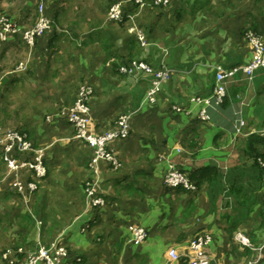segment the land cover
Instances as JSON below:
<instances>
[{
    "label": "crops",
    "instance_id": "crops-1",
    "mask_svg": "<svg viewBox=\"0 0 264 264\" xmlns=\"http://www.w3.org/2000/svg\"><path fill=\"white\" fill-rule=\"evenodd\" d=\"M31 1L23 14L11 13L2 3L0 12L26 30L38 20L31 9H38L39 0ZM123 2L127 13L133 12L131 3ZM54 3L46 0L45 12L56 19L55 28L40 36L34 48L21 32L7 41L0 37V67L7 70L0 82V111L10 90L12 99L17 91V98L40 104L33 116L18 109L24 116L15 126L42 150L46 169L42 178L32 169L0 170V211L5 210L1 203L8 202L14 212L9 232L1 229L6 225L0 219V236L18 246L14 251L63 245L70 252L65 264H185L187 258L173 262L168 252L191 255L190 242L201 233L208 239L211 264H264L262 174L258 161L245 152L250 136L264 138V68L252 78L243 71L228 76L224 104L213 98L216 68L229 73L251 61L250 30L264 40V0H174L166 8L148 4L130 14L125 25L91 14L75 18L69 37L60 34L64 12ZM92 21L99 26L92 28ZM136 29L146 32L148 48L140 46ZM135 58L156 69L176 70L154 104H143L151 76L135 81L120 74ZM21 60L29 70H12ZM6 80L13 82L9 90L2 84ZM85 84L93 88L94 134L111 130L121 116L133 113L130 136L109 146L120 169L100 162L95 173L91 150L75 139L73 126L60 115ZM203 110L209 120L202 118ZM257 149L264 157V145ZM0 158L5 164L1 151ZM34 158L25 154L19 160ZM170 164L201 178L196 194L165 185ZM93 177L104 200L101 207L86 197ZM31 183L37 191L30 192ZM134 228L146 230L144 242L132 240ZM27 255L19 254L15 264H27Z\"/></svg>",
    "mask_w": 264,
    "mask_h": 264
},
{
    "label": "built area",
    "instance_id": "built-area-1",
    "mask_svg": "<svg viewBox=\"0 0 264 264\" xmlns=\"http://www.w3.org/2000/svg\"><path fill=\"white\" fill-rule=\"evenodd\" d=\"M174 0H151V4L156 7L166 8ZM129 3H135L140 8L146 7L150 2L148 0H128ZM45 0H39L38 3V20L36 26L24 32V42L31 46H35L36 39L44 35L52 28V20L47 17L45 12ZM125 18L124 3H116L112 5L107 14V21L109 23L119 24ZM0 37L2 40H8L9 36L16 33L18 29L15 24H12L5 16H0ZM136 39L142 48H148L150 43L147 40L146 32L143 29H136ZM247 39L253 48V57L251 61L244 67H235L229 73L216 68L215 85L213 98L217 105H223L227 98V89L225 86V79L228 76L236 74L240 71L245 72L249 78H252L254 73L261 68H264V40L262 37L254 32H248ZM29 63L21 62L18 64L15 72L24 73L28 70ZM121 74L133 78L135 81L143 79L147 76L152 77V82L149 90L147 91L145 102L150 104L156 103L157 95L164 84L172 80L176 74V70L168 66H163L160 69H154L150 64L133 60L126 66L121 68ZM5 74L0 70V81ZM93 95V88L89 84L82 85L77 93L76 100L73 106L60 113L62 118H66L75 130V139L84 142L91 150L92 159L91 166L97 173V167L100 162L109 164L113 169L117 170L120 167V161L114 157L110 151V144L114 141L125 139L130 136L132 131V117L133 113H127L121 116L114 128L111 130L96 135L91 129V108L90 99ZM193 102L208 104L209 99H194ZM202 118L209 120V116L203 110L201 112ZM52 118H48L51 121ZM240 132V128H237ZM0 151L2 158L7 165L10 172H17L19 170L32 169L35 171L39 178L46 175L44 166V154L42 150L36 149L25 133H20L15 130H3L0 127ZM25 154H34L33 161L21 162L19 158ZM259 165L264 169V158L258 160ZM164 183L168 188L183 187L188 190L196 191V187L191 183L186 173L181 172L173 164H170L165 175ZM97 184H93L87 189L88 200L96 207L104 205V200L98 195L96 190ZM30 192L38 190L36 183L29 185ZM148 237L146 230L143 228H134L132 230V240L136 243L144 242ZM208 239L205 236H196L190 242L191 255L179 254L175 249H171L168 254L173 262H179L183 258H187V264H211V255L206 250ZM25 254L22 249L7 251L3 258L7 264L18 263V255ZM69 253L66 248L58 244H53L51 247L46 248L39 246L34 252L27 255V264H65L69 260ZM257 260L248 264H257Z\"/></svg>",
    "mask_w": 264,
    "mask_h": 264
},
{
    "label": "rangeland",
    "instance_id": "rangeland-1",
    "mask_svg": "<svg viewBox=\"0 0 264 264\" xmlns=\"http://www.w3.org/2000/svg\"><path fill=\"white\" fill-rule=\"evenodd\" d=\"M26 1L27 0H0V3L5 4L6 7L8 6V10H10L11 13L23 14L24 11H25L24 10V6H27L26 5ZM123 1L124 0H55V3H54L55 4V8L58 7L57 8L58 10H63V12H64V16H63L62 20L59 19L58 28L64 30V32L65 31L69 32V34H67V32L66 33L62 32L60 34L64 35V36H68V37H69V35H71L70 31H72L71 30L72 25H75V18L76 19L77 18L78 19H80V18L86 19L87 15H91V14L93 16H96L97 18H101L102 16H106L108 14V11H109V9H110V7L112 5H114L116 3L123 2ZM34 2H36V1L32 0L30 3H34ZM148 2H149V0H148ZM31 11H32V15L33 16L38 15L37 6L33 5ZM15 12H17V13H15ZM0 16H3V17L5 16L6 18H8V20L12 24H15L16 28L18 29V31L16 33H20L21 32L22 36H23L24 32L33 29L36 26V24H37V22H36L33 27L29 26L31 28H28L26 30H23V29L21 30L18 22L13 21L10 17L5 15L3 12H0ZM98 24L99 23L97 21H92L90 23V25H92L91 26L92 28L96 27ZM76 26L79 27V24L76 25ZM54 28H55L54 24L52 23V28L51 29L53 30ZM28 47H29V45H28ZM133 60H138V58H135ZM21 62H24V61L21 60ZM21 62L18 61L13 66L12 70L16 69L18 64L21 63ZM150 66L152 68H154V69L156 68V67L152 66L151 64H150ZM157 69H160V68H157ZM0 70H1V72L3 74L7 71V70L4 71L1 67H0ZM2 84H4V82ZM80 87L78 88L77 93L79 92ZM5 92L6 91L1 92V93L3 94ZM12 93H14V90H13V92H12V90H10L9 93H7V96H4V99H2V105H1L2 111H0V127L3 130H15V131H18L20 133H23V131L18 130L20 127H16L15 126V124L17 123V120L20 119L21 116H24V114L22 112H26L27 114L33 116V114H36L41 109V106H40V104L36 105V103H37L36 101L31 104L30 101L24 100L23 98H21V96H19L17 98L16 97L17 91L15 92V96H13V99H12V97H11ZM21 93H22V91L19 94H21ZM17 99H18V103L19 104H17ZM75 100H76V98H74L73 104H74ZM73 104H72V106H73ZM24 106H27V107H24ZM18 109L22 110V112L19 111L17 113ZM54 113H50V114H47V115L53 116ZM6 166L7 165L3 164V161L0 158V168H1L0 170H1L2 173H4L3 171H6ZM120 168H121V162H120L119 169ZM90 180L91 179H88V182H87L89 187L93 184L94 177L92 178L91 181ZM87 189L88 188H86V197H87ZM192 193L196 194L197 191H192ZM1 204L4 207L5 210L0 211V216H1L0 219H2L1 222L5 223V225H6V226H3L1 229L5 230V232H9V230H10L9 226H13V224H14V217L12 218V215H14V212L11 211L9 208H7L9 206L8 202H4V203H1ZM196 236H203V235L201 233H196ZM53 244H55V243H53ZM53 244L48 245L46 243V244H42L41 246L49 248ZM61 247L66 248L63 245H61ZM16 248H18L17 245L14 246V243L9 242L5 236L4 237L0 236V264H6L5 263L6 261L4 260V258L2 260L1 256H3L7 251H10V250L16 249ZM36 249L37 248H33V249H31L32 251L31 250L25 251L26 249H23V251L25 253H30V252H34ZM66 250L69 252V250L67 248H66Z\"/></svg>",
    "mask_w": 264,
    "mask_h": 264
},
{
    "label": "trees",
    "instance_id": "trees-1",
    "mask_svg": "<svg viewBox=\"0 0 264 264\" xmlns=\"http://www.w3.org/2000/svg\"><path fill=\"white\" fill-rule=\"evenodd\" d=\"M149 2H150V5H152V6H154L153 4H151V0H149ZM131 6H132V8L133 9H131L133 12H129V14L127 13V11H126V9H125V18H124V20H123V22H121V23H119V24H117V25H125L128 21H129V19H130V14L132 15V14H134L139 8H140V6L138 5V4H135V3H131ZM45 7H46V0H45ZM154 7H156V6H154ZM160 8V7H159ZM130 10V11H131ZM58 16V15H57ZM55 20L56 19H53L52 20V23L53 24H55ZM112 24H114V23H112ZM250 29H252V28H250ZM250 31H252V32H254V33H256V34H258V32L256 31V30H254L253 31V29L252 30H250ZM259 35V34H258ZM39 38V37H38ZM38 38L36 39V42H35V45H36V43H37V40H38ZM139 60V59H138ZM139 61H142V60H139ZM144 61V60H143ZM129 62H131V61H129ZM128 62V63H129ZM144 62H146V61H144ZM128 63H126L124 66H126ZM146 63H148V62H146ZM121 74V73H120ZM5 79V78H4ZM3 79V80H4ZM3 80H1V81H3ZM216 80V79H215ZM0 81V82H1ZM3 83V82H2ZM4 85L6 86V88L8 89L9 88V86L10 85H13V82H8L7 80L6 81H4ZM214 85H215V82H214ZM9 90V89H8ZM7 91V90H6ZM24 133H26L28 136H29V134L27 133V132H24ZM30 138V137H29ZM259 145H261V146H263L264 145V138H262V137H260V136H258V135H252V136H250L248 139H247V144H246V149H245V152H246V155L248 156V157H252V158H254V159H256L257 161L259 160V159H262V158H264V157H262V155L261 154H259L258 153V149H257V147L259 146ZM260 168V170H261V174H262V185L264 186V169L260 166L259 167ZM181 172H183V173H185L183 170H180ZM188 178H189V180L191 181V183L196 187V191H198V189H200V187H201V184H202V180H201V178L200 177H198L195 173H192V174H188ZM91 181V180H90ZM87 188H89V186H87ZM177 189H181V190H184V191H186V192H192V190H188V189H185V188H183V187H179V188H177ZM61 246V245H60ZM69 254H70V252H68ZM186 262H185V264H187V262H188V260L187 259H184Z\"/></svg>",
    "mask_w": 264,
    "mask_h": 264
}]
</instances>
